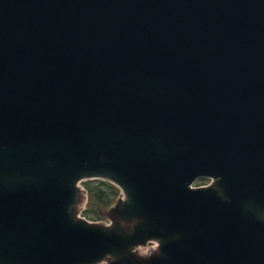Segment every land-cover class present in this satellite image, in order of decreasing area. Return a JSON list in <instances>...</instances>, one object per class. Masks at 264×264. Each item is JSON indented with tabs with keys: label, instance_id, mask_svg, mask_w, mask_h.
Instances as JSON below:
<instances>
[{
	"label": "water",
	"instance_id": "95a60500",
	"mask_svg": "<svg viewBox=\"0 0 264 264\" xmlns=\"http://www.w3.org/2000/svg\"><path fill=\"white\" fill-rule=\"evenodd\" d=\"M0 264H264V0H0Z\"/></svg>",
	"mask_w": 264,
	"mask_h": 264
},
{
	"label": "trees",
	"instance_id": "16d2710c",
	"mask_svg": "<svg viewBox=\"0 0 264 264\" xmlns=\"http://www.w3.org/2000/svg\"><path fill=\"white\" fill-rule=\"evenodd\" d=\"M83 185L89 195L87 210L84 212L88 219H94L95 215H100L102 209L110 208L121 193L114 185L100 180L88 181Z\"/></svg>",
	"mask_w": 264,
	"mask_h": 264
},
{
	"label": "rangeland",
	"instance_id": "374dc122",
	"mask_svg": "<svg viewBox=\"0 0 264 264\" xmlns=\"http://www.w3.org/2000/svg\"><path fill=\"white\" fill-rule=\"evenodd\" d=\"M211 183L210 179H200L195 183V187H203V186H207ZM83 186V185H82ZM116 202V201H115ZM114 202V204H115ZM111 208V207H110ZM110 208L106 209H102L100 215H95L94 219H90L91 222H95V223H100V224H104V225H110L111 220H110V215H109V210ZM151 248H142L140 249V254L142 256H148V254H150ZM151 255V254H150Z\"/></svg>",
	"mask_w": 264,
	"mask_h": 264
}]
</instances>
